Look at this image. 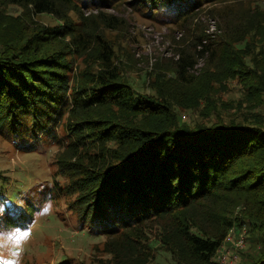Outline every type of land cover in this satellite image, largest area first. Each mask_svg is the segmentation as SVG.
Here are the masks:
<instances>
[{
    "label": "trees",
    "instance_id": "1",
    "mask_svg": "<svg viewBox=\"0 0 264 264\" xmlns=\"http://www.w3.org/2000/svg\"><path fill=\"white\" fill-rule=\"evenodd\" d=\"M243 1L0 0V138L13 152L49 153L55 205L101 238L109 259L96 264H142L135 256L152 243L171 264H219L235 208L263 231L242 264H264V4ZM124 5L189 41L156 66L149 93L132 88L116 51L128 27ZM10 6L27 15L14 17ZM206 8L216 15L213 36L198 18ZM39 14L60 24L41 25ZM200 61L206 70L195 77ZM232 87L246 106L228 107ZM186 111L205 119L181 122ZM10 199L0 196V215L18 217L1 227L23 229L35 215Z\"/></svg>",
    "mask_w": 264,
    "mask_h": 264
},
{
    "label": "rangeland",
    "instance_id": "2",
    "mask_svg": "<svg viewBox=\"0 0 264 264\" xmlns=\"http://www.w3.org/2000/svg\"><path fill=\"white\" fill-rule=\"evenodd\" d=\"M243 3L249 5L246 0ZM262 4H264V0H253L252 5L260 11ZM225 5L217 4L210 9L217 11L224 8ZM207 10L208 8L200 11L198 18L204 23V34L213 36L217 30V19L216 15L207 13ZM7 12L21 20L27 15V10L19 6L8 7ZM104 12L120 16V13L115 10L105 9ZM84 13L89 15L90 11L84 9ZM122 16L127 21L128 27L122 31L123 36L118 41L119 45H116V51L119 58H122L121 62L127 65L124 76L138 93H149L150 78L156 72V66L173 61L175 59L173 48L175 46L180 48L182 44L186 45L189 41L180 40L181 31H178L176 27L169 29V26L160 22L144 19L134 13L129 6L122 7ZM33 20L50 27L60 24L56 16L50 14H39ZM178 40H180L179 44H177ZM255 43L261 45L259 41ZM125 47L131 51L130 56L124 55L125 57H123V48ZM205 70L206 66L200 61L190 74L199 77ZM165 74L170 76L169 73ZM230 90L223 97L229 101L230 109H238V107L247 105L244 100L239 102L241 105L238 106L239 103H236V99L243 98L242 92H235L234 87ZM258 112L264 115V106L260 107ZM246 115H249L248 111ZM177 116L181 122L205 119L199 113L190 111L177 113ZM48 154L46 152H13L8 143L0 138V193L2 194L4 191L6 193V195L0 196L7 198L11 196L14 201L12 199L10 201L13 204L15 202L18 212L24 209L28 215L30 213L35 215L34 219L29 222H21L23 229L1 227L3 223H8L7 220L12 216L18 217L16 211L14 213L7 211L0 215V261H3V264H14L18 253L19 264H34V259L39 256L44 260H50L49 263L42 264H52L64 257L74 258L83 264H96L98 259L108 260V255L104 253L102 245L98 246L101 238L92 236L86 229L77 226L70 220L64 209L55 205L53 192L50 191L52 183L48 175L50 174ZM49 193H51L52 208L47 214L38 216L36 210L43 203L41 199H45ZM231 221L232 226L214 257V260L219 264H242L243 260L260 248L259 242L263 231L256 226L248 225L241 208L234 209ZM16 229L29 231L27 239L22 243L21 232ZM152 246L151 250L137 255L135 258L142 264H171L169 255L159 254V244L152 243ZM123 261L130 262L131 260Z\"/></svg>",
    "mask_w": 264,
    "mask_h": 264
},
{
    "label": "clouds",
    "instance_id": "3",
    "mask_svg": "<svg viewBox=\"0 0 264 264\" xmlns=\"http://www.w3.org/2000/svg\"><path fill=\"white\" fill-rule=\"evenodd\" d=\"M51 208H52V198H51V193H49L45 197L42 205L40 206V208L37 212V215L39 216V215L47 214L48 212H50ZM0 211H2V209H0ZM16 231L21 232V237H22L21 243L27 239V237L29 235V231L27 229H25V230L16 229ZM14 264H19V253L17 254V257L15 258Z\"/></svg>",
    "mask_w": 264,
    "mask_h": 264
}]
</instances>
